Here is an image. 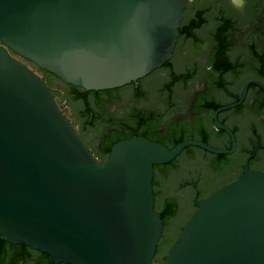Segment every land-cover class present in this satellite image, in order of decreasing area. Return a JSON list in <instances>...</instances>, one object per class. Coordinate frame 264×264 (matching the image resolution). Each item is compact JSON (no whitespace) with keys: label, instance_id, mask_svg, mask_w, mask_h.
Masks as SVG:
<instances>
[{"label":"water","instance_id":"water-1","mask_svg":"<svg viewBox=\"0 0 264 264\" xmlns=\"http://www.w3.org/2000/svg\"><path fill=\"white\" fill-rule=\"evenodd\" d=\"M186 3L0 0L5 241L47 253L55 264H154L164 231L154 166L190 145L222 151L134 136L98 161L64 114L71 117L65 90L56 88L57 104L41 69L87 90L138 81L172 57ZM197 205L191 217L193 209L179 215L178 227L188 222L175 230L165 264H264V172L246 167Z\"/></svg>","mask_w":264,"mask_h":264},{"label":"flooded vegetation","instance_id":"flooded-vegetation-1","mask_svg":"<svg viewBox=\"0 0 264 264\" xmlns=\"http://www.w3.org/2000/svg\"><path fill=\"white\" fill-rule=\"evenodd\" d=\"M41 70L56 102V88L65 90L71 117L63 112L98 161L134 136L169 148L196 140L222 151L190 145L155 165L158 214L172 203L176 215L193 209L191 217L198 202L242 177L246 167L264 172V0H245L243 9L232 0H187L172 57L120 87L87 90ZM163 235L154 264H165L176 244L163 249ZM9 244L8 264H55L47 253Z\"/></svg>","mask_w":264,"mask_h":264},{"label":"trees","instance_id":"trees-1","mask_svg":"<svg viewBox=\"0 0 264 264\" xmlns=\"http://www.w3.org/2000/svg\"><path fill=\"white\" fill-rule=\"evenodd\" d=\"M176 207L174 204L169 203L166 208L162 211L160 217L163 218L165 223V232L161 241V247L163 249L172 247L176 241H172L173 237L176 235L175 230L178 228L182 230L184 226L178 227L176 222L179 218V215H176ZM178 227V228H177ZM180 234V233H179ZM178 235V234H177ZM9 243L0 236V264H8L9 262ZM19 261V259H18ZM17 261V262H18ZM53 264V263H52Z\"/></svg>","mask_w":264,"mask_h":264},{"label":"clouds","instance_id":"clouds-1","mask_svg":"<svg viewBox=\"0 0 264 264\" xmlns=\"http://www.w3.org/2000/svg\"><path fill=\"white\" fill-rule=\"evenodd\" d=\"M232 3L236 9H243L245 5V0H232Z\"/></svg>","mask_w":264,"mask_h":264},{"label":"rangeland","instance_id":"rangeland-1","mask_svg":"<svg viewBox=\"0 0 264 264\" xmlns=\"http://www.w3.org/2000/svg\"><path fill=\"white\" fill-rule=\"evenodd\" d=\"M19 264H23V262H20Z\"/></svg>","mask_w":264,"mask_h":264}]
</instances>
